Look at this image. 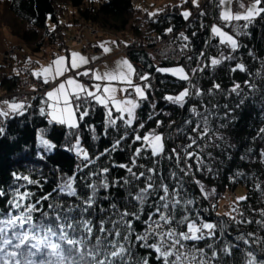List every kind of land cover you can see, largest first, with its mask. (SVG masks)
<instances>
[{"label":"trees","instance_id":"obj_1","mask_svg":"<svg viewBox=\"0 0 264 264\" xmlns=\"http://www.w3.org/2000/svg\"><path fill=\"white\" fill-rule=\"evenodd\" d=\"M202 3L194 19L185 20L181 15L183 6L170 4L165 5L151 18L146 14L147 33L142 34L138 26L129 25L136 13L133 0H0V29H7L10 34L16 36L32 54H38L46 44L56 46L59 52L62 51L63 42L59 40V35L63 32L59 29V12L64 7L68 13L72 11L69 27L65 25L64 29H74L79 24H86L112 35L129 33L141 39L148 47H151L156 39L171 34L170 43L180 53L178 62L170 59L155 62L140 44L130 46L127 53L130 62L142 67L136 70L135 82L151 85L146 89L147 99L141 101V107L137 109L138 119L134 122L133 128L138 129L141 137L155 132L166 138L165 154L158 164L154 165L151 160L146 159L138 160V164L155 168L158 174L164 176L169 186H174V181L170 177L172 171L183 177L185 195L194 201L191 208L192 215L199 214L204 221L225 223L223 226L225 233L218 247L227 241H233L239 234L253 233L256 238L264 240V224L256 223L264 220V158L260 159L258 156L259 152L264 153V131H262L264 129V14L250 25L246 30L248 34L237 37L232 27L225 28L223 22L219 21L218 7L213 5L212 0H202ZM260 6L264 7V0ZM201 12L205 15L202 16ZM212 19L214 24H219L224 31L237 38L240 47L233 54L234 60L225 61L214 72L210 69L194 72L193 70L201 67L202 64L209 63V60L199 57L200 53H204L209 59L218 58L220 55L218 38L212 39L208 30ZM233 23L243 24L244 21ZM170 27L173 31L166 33V29ZM181 33L188 37L187 43L190 47L186 50L181 49V45L185 43L180 38ZM228 51L227 48L224 49L226 54ZM237 63L244 64L246 70L230 71ZM158 67H183L190 77V82L160 74L156 71ZM145 74L149 76V80L141 82L139 77ZM24 77L32 76L30 71L22 66L17 67L16 71L8 65L0 66V93L11 99ZM193 77L196 78L192 81ZM246 81L251 82L254 88L246 86ZM214 84L220 85L219 90L213 89ZM235 84L241 85L239 95L230 91ZM190 85L199 88L203 95L191 96L183 107L164 100L166 95H178L184 89H189ZM195 88L192 87L193 92ZM40 98L34 99V106L30 112L27 111L24 116L8 118L4 122V131L0 134V192L3 193L0 195V214L8 210L7 202L15 196L17 190L27 191L30 196L26 203H33L38 209L33 213L34 222L45 232L44 235L37 233L36 239L29 242L30 245L37 244L31 254L28 249L22 247L24 242L18 238V234L0 237V241H8V243H0V248L5 249L4 257L12 261V264H15V258L8 254L13 252L20 254L21 261L31 260L35 264H97V256L103 259V255H100L101 249L96 243L98 232L94 233L91 239L82 236L76 230H65L63 236L55 235L61 226L55 218L58 213L61 215L63 213L59 208L54 210L49 205L62 202L80 203L75 197L55 193L62 176L76 175L75 186L81 197L87 196L89 189L83 186L84 182L80 177L93 169L108 167L110 171L107 175L110 181L127 176L125 169L114 165L130 164V157L135 148L141 146V142L132 143L133 133L130 130L128 138L121 144V150L101 155L106 149L111 148L123 129L119 133L109 129L108 134L104 135L105 110L97 106L80 123L79 128L82 147L88 151L95 163L77 174V157L64 150L69 141L74 142L75 138L69 137V129L50 125L48 118L39 114ZM193 108L196 109V113H193ZM114 115L119 114L114 112ZM150 115L151 119H149ZM205 115L208 117L209 133L201 137L199 132L193 129L197 124L203 125L202 118ZM157 121L160 122L159 125ZM141 123L144 124L142 129L139 128ZM89 126L96 129L99 139L91 138ZM199 131H203V126ZM42 132L46 134L45 138L57 145L52 152L44 153L38 150L36 142ZM191 138H195L196 143L191 148H187V151L197 153L202 162V170L198 169L195 156L185 162L182 145L187 146L192 143ZM173 149H176L181 157L180 167L187 169L188 165H191L188 175L179 171ZM41 156H44V159H41ZM97 156H99L98 160ZM169 156L172 158L169 159ZM134 171L139 173L145 169L137 167ZM14 174L27 175L33 183L30 184L22 179L16 180ZM137 183L143 186V178ZM200 185L208 189L217 205L221 197L224 198L226 193L235 195L238 188L244 190L245 199L240 200L236 195L235 200L231 199L229 211L220 214L211 206L210 200L203 197ZM109 193L112 198H102ZM98 195L101 198L97 201L95 211L88 214V219L94 221L96 229L99 228L100 219L106 220L108 213L112 211L110 205L113 199L118 203L121 211L124 210L125 204V192L122 188L112 187L108 191H101ZM46 196L51 198L44 199ZM155 200L156 197L153 196L144 207L140 218L132 220L131 239L134 245L132 250L137 255L150 256L151 264H158L155 260V252L141 248L135 236L143 235L148 230V217L154 210ZM234 207L239 213H243L242 217L232 212ZM101 208L107 209L108 212H101ZM128 210L135 211L131 208ZM228 213L245 222L239 225L234 223L226 215ZM180 215L182 213H177V217ZM221 215L222 217H219ZM49 227L52 228V233L47 232ZM216 236L221 237L222 234L217 232ZM70 240L76 243H70ZM38 241L43 243L38 244ZM211 242V240L200 241L199 247L203 249ZM53 244L58 247L52 248ZM244 247L246 246L242 245L241 249H231L232 255L226 258L225 264H245L242 251ZM252 249L260 259H264V251H260L255 243L252 244ZM208 251L211 252V249Z\"/></svg>","mask_w":264,"mask_h":264},{"label":"snow or ice","instance_id":"obj_2","mask_svg":"<svg viewBox=\"0 0 264 264\" xmlns=\"http://www.w3.org/2000/svg\"><path fill=\"white\" fill-rule=\"evenodd\" d=\"M212 2L214 6L222 9L219 14V19L223 22L224 27H232L237 37L241 34H248L246 30L258 17L264 14V7L260 6L262 0H253L251 5L242 13H233L227 7L233 0H212ZM192 3L194 6H198L197 0H192ZM240 6L241 8H245L242 3ZM148 15L151 18L157 15V13L153 12ZM181 15L185 20H188L191 13L189 11H183ZM201 15L203 16L205 13L201 12ZM234 21H244V23H233ZM172 31L173 29L171 27L166 29V33H171ZM210 37L212 39L218 38L220 55L218 58L209 59L204 53H200L199 57L209 60V63L194 69V72H202L205 69H210L214 72L225 61L235 59L233 54L240 47L237 38H234L233 35L228 34L215 24L210 27ZM180 38L185 41L181 45V49H188L190 47L187 43L188 37L181 33ZM108 43L101 42L98 45L104 54L111 51L107 46ZM111 43L115 44L116 42L112 41ZM211 46L215 47L217 45ZM225 48L229 50L227 54L224 52ZM96 59H98L96 56L87 58L79 53L73 52L70 54V59L65 56H58L49 65L41 66L39 70L28 69V63L30 62L25 64V70L30 71L33 78L42 81L45 85L56 84L57 80L65 77L69 72L76 73L75 76H67L66 79L60 81L51 90H48L40 98L41 107L38 111L41 116L48 118V124L66 127L70 130L68 133L69 137L75 138L74 142L69 141L64 150L73 153L78 158L77 174L95 163V160L90 158L88 151L82 147L79 128L80 123L97 106L105 110L104 135L108 134L109 129H113L118 133L123 129L122 134L115 140L111 148L106 149L105 153L101 155L111 154L112 152L121 150V144L128 138L130 130L133 133L132 143L135 144L137 141L141 142V146L136 147L132 153L130 164L114 165L115 167L125 169L128 173L127 176L110 181L107 175L110 171L108 167H103L99 170L93 169L85 173L84 176H81L80 179L84 182L83 186L89 189V194L85 197L79 195L77 187L75 186L76 175L61 177L55 193L57 195L75 197L80 203L68 204L67 202H62L49 205L54 210L59 208L60 212L63 213V215L58 213L55 218V221H59L61 225L59 232H56L55 235L63 236L65 230H76L82 236L91 239L93 234L98 232V235H96V243L101 249L100 255H103V259L97 256V264H151L150 256L137 255L133 252L134 245L131 237L133 233L132 220L140 218L144 207L155 196L156 200L153 202L154 210L148 217V230L143 235L136 234L135 240L141 248L151 249L155 252V260L158 264H225L226 258L232 255L231 249H241L242 245L246 246L242 249L245 264H264V259H260L252 249V244L255 243L260 248V251H264V240L256 238L253 233L239 234L233 241H227L218 247L217 245L220 244L225 233L223 227L224 222L204 221L199 214L196 216L192 215L191 208L194 205V201L185 195L186 188L183 177L179 176L176 171H172L170 177L174 181V186H169L165 182L164 176L158 174L155 168H148L146 165L138 164V160L140 159L151 160L154 165L158 164L165 154V137L155 132H150L141 137L138 134V129L133 128L134 122L138 119L137 109L141 107L140 102L147 99L146 89L150 88L151 85L149 83L136 84L133 82V77L137 73L127 58L116 61L113 69L106 70L103 73L97 70L78 71ZM188 59H192V57H188ZM237 70L241 72L245 71V65L237 63L230 69L232 72ZM156 71L160 74H169L181 81L190 82V77L183 67H158ZM81 76L92 81V83L80 82L78 77ZM139 79L141 82L148 81L149 76L145 74L140 76ZM245 83L249 88H254L251 82L246 81ZM117 85L120 86L118 87ZM192 87L195 88V85H192ZM219 88V84L213 85L214 90H219ZM240 88V84H235L230 91L239 95ZM33 90L35 91L36 89L34 88ZM118 93L123 94V98H118ZM209 94H211V91ZM193 95L201 96L203 93L199 88H195L194 92L186 88L178 95H166L164 100L170 104L183 107L187 99ZM30 107L31 104L15 99L12 101H2L0 102V118L8 119L14 118L15 116H24ZM153 108H155V105H153ZM192 111L196 113L195 108ZM114 112L119 115H114ZM151 118L152 116L150 115L149 119ZM202 119L203 125L197 124L193 129V131L199 132L201 137L209 133L207 126L208 117L205 115ZM118 121L120 122L119 124ZM159 123L157 121L158 125ZM202 126L203 131H199ZM143 127V123L139 124L140 129ZM3 131V127L0 126V133H3ZM89 131L92 134L91 138L93 140L99 139L94 127L89 126ZM45 137L46 134L42 132L39 140L40 148L44 153L52 152L57 148V145ZM191 140L192 143L187 146H182L184 157L186 158L185 162L187 159L195 156L198 169L202 170V162L197 153L187 151V148H191L196 143L195 138H191ZM172 152L176 156V165L179 171L183 172L184 175H188L191 165H188L187 169L180 167L181 157L179 152L176 149H173ZM261 155L264 156V153H261ZM171 158L169 156V159ZM41 159H44V156H41ZM96 159L98 160L99 156ZM137 167L144 168L145 171L137 173L134 171ZM14 176L16 180L22 179L30 184L33 183L27 175L19 176L14 174ZM142 178L144 181L143 186L137 183ZM112 187L122 188L124 190V210L121 211L118 203L113 199L110 205L112 211L108 213L106 220L104 218L100 219L99 228L96 229L94 221L88 219V214L95 211L97 201L101 198L98 194L101 191H108ZM200 190L203 197L207 199L209 194L204 190L203 185H200ZM0 195H3V193L0 192ZM29 196V192H20L17 190L15 196L7 202L8 210L0 214V237L18 234V238L24 242L22 247L28 249L31 254L32 249L36 248L37 244L30 245L29 242L36 239L37 233L44 235L45 230L38 228L34 222L33 213L38 209L35 204L26 203ZM50 198V196L44 197V199ZM102 198H112L111 193ZM239 199L243 200L245 198L241 197ZM65 208L67 209L66 211ZM129 208L135 211H129ZM100 211L108 212L104 208H101ZM232 212L237 213L241 217L243 216V213H239L235 207L232 209ZM177 213H182V215L177 217ZM42 215L44 214L42 213ZM226 215L238 225L245 222L243 219H237L231 213ZM129 217L132 219H129ZM247 222L251 223L252 221ZM256 223L264 224V220L256 221ZM108 225H111V227H108ZM52 231L50 227L47 229L48 233H52ZM217 232H220L222 236L217 237ZM29 233L32 235L30 236ZM204 240H211L212 242L201 249L199 242ZM149 241L152 242L150 243ZM69 242L76 243L74 240H70ZM0 243H8V241H0ZM37 243L42 244L43 241H38ZM51 247L55 249L58 246L53 244ZM209 249H211V252L208 251ZM4 251V248H0V264H12V261L5 259ZM8 255L15 258V264H35L31 260L21 261L19 259V253L13 252Z\"/></svg>","mask_w":264,"mask_h":264},{"label":"rangeland","instance_id":"obj_3","mask_svg":"<svg viewBox=\"0 0 264 264\" xmlns=\"http://www.w3.org/2000/svg\"><path fill=\"white\" fill-rule=\"evenodd\" d=\"M136 7V13L134 14V17L130 21V26H138L140 28V31L142 34L147 33V23H146V14L153 13V12H159L165 5H178L183 6V11H189L191 13L190 17L193 16V11L196 8H199L202 4V0H197L198 6H194L192 3V0H133ZM253 1H247V0H238L237 2L233 0V2L228 5L227 7L230 8V10L233 13H242L245 11V9L251 5ZM241 3L245 6V8H241ZM218 7V6H217ZM240 7L239 12H235L236 8ZM222 9L218 7V18L220 11ZM71 10L68 13V10L64 7L59 14V20H60V28L63 33L59 35V40L63 42V49L61 52H59L56 48V46H51L49 44H46L38 54H32L30 50L16 37L10 34V32L7 29H0V66L8 65L11 66L15 71L17 70V67H24L27 62L28 68L30 70H39L41 66H47L51 63L52 60L57 58L58 56H66L65 50H73L75 53H79L86 57V50H90V47L94 46L98 48V51L89 53V57L96 56L98 59H96L94 62H99L100 64L97 65L93 70H97L100 73H103L106 70L113 69L115 67L116 61L122 60L124 58H127L126 56H117V47L118 42L121 43H127L128 41H131V39H134L133 36H131L129 33H125V35H112L108 32L99 30L98 28L86 25V24H79L77 25V28L74 29H64V26L66 25L67 28L70 24V17H71ZM149 16V15H148ZM220 21V19H219ZM222 22V21H221ZM219 27H221L219 24H215ZM51 28L53 26L50 25ZM129 28V27H128ZM127 28V30H128ZM95 29V32H92V30ZM223 30V29H222ZM60 31V30H58ZM229 34V33H228ZM81 38L82 42H80L78 39L74 37ZM115 41V44H112L111 42ZM101 42H109L108 47L111 49V51L107 54H104L102 49L98 47V45ZM165 42V38L162 37L160 40L156 39V41L153 43L155 46H163V43ZM15 46L18 50H16L18 53L13 57L11 60H5L2 59V55L10 48ZM146 51L147 48L145 49ZM120 55H123L119 52ZM88 58V57H87ZM153 60V58H152ZM6 61V62H4ZM10 61V62H9ZM153 61L157 62L158 60L154 59ZM132 64V63H131ZM89 65V64H88ZM88 65H85L83 68L79 69L78 71H85L86 67ZM133 65V64H132ZM203 65V64H202ZM201 65V66H202ZM107 66V68H106ZM134 66V65H133ZM173 68V67H172ZM87 70V69H86ZM70 75V72L66 74L65 77H61L58 81L66 79L67 76ZM169 75V74H167ZM171 76V75H170ZM176 78V77H175ZM195 78V77H194ZM133 82L136 84H139L138 82H135V79L133 77ZM118 87L120 85H117ZM191 91V87L189 88ZM0 101L3 99L4 95L0 93ZM118 98H123V94L119 95ZM59 128H64V126L57 125ZM40 138L37 139L36 145L38 147V150H42L39 145ZM183 146V145H182ZM181 147V146H180ZM43 151V150H42ZM262 152L258 153V156L260 159H263L264 156L261 155ZM204 190L209 194L208 189L204 188ZM201 192V190H200ZM202 194V193H201ZM231 195V196H230ZM236 195L241 198L244 197L245 192L242 188H238L236 190L235 195L233 193L225 195L224 198L221 197L219 204L217 205L214 202V199L212 198L211 194L208 196V200H210L211 206L214 207L215 211H218V213L222 214L226 211H229L228 208L231 207V199L232 197H236ZM234 197V200H235ZM219 217H222L219 216ZM222 219V218H221ZM224 225V224H223Z\"/></svg>","mask_w":264,"mask_h":264},{"label":"built area","instance_id":"obj_4","mask_svg":"<svg viewBox=\"0 0 264 264\" xmlns=\"http://www.w3.org/2000/svg\"><path fill=\"white\" fill-rule=\"evenodd\" d=\"M92 32H95V29L92 30ZM76 39H78L80 42H82L81 38L77 37H74ZM171 38V35H167L166 38H165V42L163 43V46H154V48L152 49L154 54L160 58L162 57H169L171 59H175L178 57V54L177 52L174 50V48L168 43V40ZM136 43H140L139 40L137 39H133L130 41V44L131 45H134ZM143 45V44H142ZM119 48H120V53L122 54H126L128 51L121 47L119 45ZM69 50V49H68ZM95 51V48L93 47H90V50H86V56L89 55V53ZM16 52V49L15 48H12L10 50H8L7 53H5L3 56V59L5 60H9L10 57H12L14 55V53ZM70 54V52H68V55ZM139 69H142L141 66H139ZM86 81H89L88 79ZM51 86V85H49ZM36 89V90H40L42 88V85L35 82V81H32V80H24L21 84H20V89L16 95L18 101H23V102H26L28 104L29 103V100L31 99L33 93H34V90L33 89ZM35 90V91H36ZM234 195V194H233ZM231 196V195H230ZM235 197V196H234ZM234 197H232V199H234ZM236 199V197H235Z\"/></svg>","mask_w":264,"mask_h":264}]
</instances>
